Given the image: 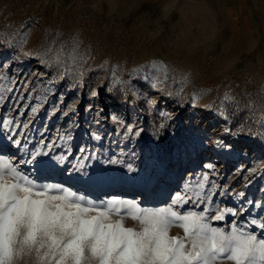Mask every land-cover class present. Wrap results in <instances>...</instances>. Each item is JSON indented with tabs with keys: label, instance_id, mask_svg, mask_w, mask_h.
<instances>
[{
	"label": "rangeland",
	"instance_id": "obj_1",
	"mask_svg": "<svg viewBox=\"0 0 264 264\" xmlns=\"http://www.w3.org/2000/svg\"><path fill=\"white\" fill-rule=\"evenodd\" d=\"M73 38L83 62L76 87L53 80L40 60L52 48L71 69ZM4 118L28 123L20 139L30 149L51 143L49 151L67 153L70 171L37 175L42 182L141 203L144 191L149 206H163L208 173L213 199L236 207L237 221L264 218V208L247 203H264V0H0ZM125 122L141 134L125 136ZM78 163L114 179L83 185ZM225 185L234 191L220 196ZM241 191L245 197L236 196ZM124 226L138 228L129 218ZM170 235L183 233L173 227Z\"/></svg>",
	"mask_w": 264,
	"mask_h": 264
},
{
	"label": "snow or ice",
	"instance_id": "obj_2",
	"mask_svg": "<svg viewBox=\"0 0 264 264\" xmlns=\"http://www.w3.org/2000/svg\"><path fill=\"white\" fill-rule=\"evenodd\" d=\"M70 44L71 69L59 53L51 54L52 48L45 49L40 60L53 80L70 81L76 87L83 79V62L75 58L78 41L73 38ZM65 48L67 44L61 45L60 51ZM38 106H31V113ZM66 107L72 110V105ZM21 124L24 129L29 127L15 118L0 119L6 130L0 133V264H20L25 258H31L33 264H264V218L250 214L249 219L237 221L236 207H220L213 199L216 183L209 180L208 173L194 186L188 185L187 191L171 194L163 206H149L144 191L138 193L144 203L136 196L91 198L79 189L36 179L39 174L70 171L67 153L49 151L53 144L43 141V147L30 149L20 139ZM125 128V136H139L142 131L127 122ZM16 153L22 155L14 164L11 160ZM84 167L73 166L83 185L103 188L114 179L105 168L85 172ZM205 167L214 169L216 165ZM127 168L132 171V164ZM223 187L220 196L234 191ZM236 196L245 197V192ZM193 199L198 208L183 207ZM247 203L264 208V203ZM229 216L233 217L230 221ZM126 218L138 228L125 227ZM224 221L230 227L214 223ZM173 227L183 235H170Z\"/></svg>",
	"mask_w": 264,
	"mask_h": 264
},
{
	"label": "bare ground",
	"instance_id": "obj_3",
	"mask_svg": "<svg viewBox=\"0 0 264 264\" xmlns=\"http://www.w3.org/2000/svg\"><path fill=\"white\" fill-rule=\"evenodd\" d=\"M220 160V159H219ZM127 187H123V189H126Z\"/></svg>",
	"mask_w": 264,
	"mask_h": 264
}]
</instances>
